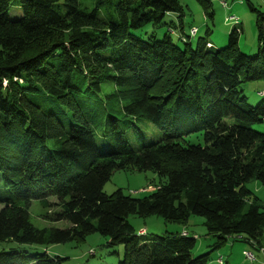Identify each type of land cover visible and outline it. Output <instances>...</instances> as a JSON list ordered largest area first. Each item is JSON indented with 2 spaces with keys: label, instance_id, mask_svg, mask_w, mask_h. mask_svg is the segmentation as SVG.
I'll return each mask as SVG.
<instances>
[{
  "label": "trees",
  "instance_id": "obj_1",
  "mask_svg": "<svg viewBox=\"0 0 264 264\" xmlns=\"http://www.w3.org/2000/svg\"><path fill=\"white\" fill-rule=\"evenodd\" d=\"M92 1L89 10L79 0H0V244L17 245L0 250V264H60L30 250L79 244L92 234L123 248L117 264L208 263V253L191 255L195 239L184 231L137 233L130 216L183 227L201 217L215 238L212 250L229 239L260 245L264 201L246 185H264V134L252 128L264 121V98L252 106L240 88L264 81V13L244 0L256 12V53L248 56L238 48V28L224 48L207 37L192 47L197 29L184 35L178 0ZM196 1L211 19L210 1ZM12 3L22 12L17 20L8 15ZM168 13L179 19L182 46L169 34L176 25L164 23ZM164 26L160 38L148 32ZM102 85L114 87L105 98L123 104L126 121H150L161 139L133 149L111 115L114 149L99 153L83 106L104 111ZM45 99L72 112L68 130L43 109ZM192 135L203 144L188 142ZM126 170L150 171L162 181L143 198L120 189L105 194L112 174ZM48 198L59 209L48 220L66 228L31 224V202L50 207Z\"/></svg>",
  "mask_w": 264,
  "mask_h": 264
},
{
  "label": "rangeland",
  "instance_id": "obj_2",
  "mask_svg": "<svg viewBox=\"0 0 264 264\" xmlns=\"http://www.w3.org/2000/svg\"><path fill=\"white\" fill-rule=\"evenodd\" d=\"M83 7L89 10L93 7L92 0H79ZM183 9V16L180 18L184 35L189 36L191 28H196L195 36L189 38L192 47H195L198 38L207 37L214 48L220 49L227 45L228 34L235 28L240 29L238 36V48L244 54L253 56L256 53V29H255V11H251L248 4L244 0H209L212 6V18L205 16L203 8L196 0H178ZM251 6L256 10L264 13V0H249ZM8 15L10 20H17L21 17L22 12L16 3H12ZM101 17L102 15L99 14ZM100 17V18H101ZM165 24H172L175 29L169 32L174 43L182 46L183 43L178 39L179 19L176 14L168 13L164 17ZM167 26L157 28L156 30L148 29L149 34L153 33L158 38L162 37ZM247 98L248 104L255 106L262 98H264V81L247 82L240 88ZM116 93L111 85H102L101 92L98 94L103 112L99 111V107L94 103H84L83 114L89 119L96 148L99 153L109 152L114 149V145L110 138L109 124L107 118L111 115L118 119L121 129L124 131L125 142L133 149H138L143 145L157 142L161 139L160 130H158L150 121H126L122 114V103H115L107 100L106 95ZM51 101L50 98H47ZM45 99L41 102V106L45 110H51L60 119V122L66 130H68L72 112L55 102L51 103ZM95 101V100H94ZM108 110V111H107ZM135 125V127H133ZM141 131L143 137H138L137 130ZM252 128L264 134V121L260 124L252 125ZM188 142L192 144H203L201 135H192L188 138ZM160 181L153 172H137L132 170L119 171L112 174L110 180L104 185L103 192L111 195L116 190H121L125 195L143 198L153 192ZM246 187L252 192L253 196L260 201H264V185L257 180L250 181ZM146 190V192H144ZM50 207H44L40 201H32L28 208L31 224L37 229H64L67 227L65 222H50L48 217L57 212L59 209L54 205L56 199L48 198ZM3 205L0 203V210ZM129 223L133 226L135 232L139 233L140 229H144L148 235L161 236L166 233H175L184 231L190 237L195 239V246L191 251L193 257L203 254H209L207 264H218L217 260H221L222 264H264V235L260 240V245L251 246L240 240L229 239L220 249L212 250L211 245L215 242V238L206 235L204 219L201 217L191 216L186 226L165 222L158 216H151L145 219L138 216H130ZM143 233V234H144ZM108 240L99 234H92L85 238L79 244L66 243L52 245L47 248L34 247L32 253L47 252L50 257L56 256L63 261L60 264H117L122 258L123 248L121 246H107ZM13 243H1V249L16 247ZM261 249V250H260ZM243 251L253 254L252 262L248 261Z\"/></svg>",
  "mask_w": 264,
  "mask_h": 264
},
{
  "label": "built area",
  "instance_id": "obj_3",
  "mask_svg": "<svg viewBox=\"0 0 264 264\" xmlns=\"http://www.w3.org/2000/svg\"><path fill=\"white\" fill-rule=\"evenodd\" d=\"M195 33H196V29H192L190 36L194 35ZM243 254L246 256V258H247L248 261H250V262L254 261L253 260L254 258H253V254L252 253H250V252H243ZM217 263L218 264H222V261L218 259L217 260Z\"/></svg>",
  "mask_w": 264,
  "mask_h": 264
},
{
  "label": "crops",
  "instance_id": "obj_4",
  "mask_svg": "<svg viewBox=\"0 0 264 264\" xmlns=\"http://www.w3.org/2000/svg\"><path fill=\"white\" fill-rule=\"evenodd\" d=\"M141 232L144 233L145 230L142 228V229L139 230V233H141ZM243 252H245V251H243Z\"/></svg>",
  "mask_w": 264,
  "mask_h": 264
}]
</instances>
